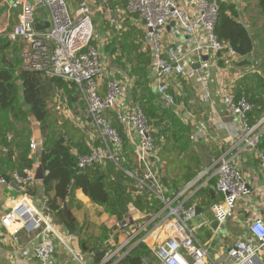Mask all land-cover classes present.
Returning a JSON list of instances; mask_svg holds the SVG:
<instances>
[{
    "label": "built area",
    "instance_id": "obj_1",
    "mask_svg": "<svg viewBox=\"0 0 264 264\" xmlns=\"http://www.w3.org/2000/svg\"><path fill=\"white\" fill-rule=\"evenodd\" d=\"M0 1L8 9L19 11L18 23L12 28L0 24V37L23 43V68L49 78H58L79 91V102L89 119V134L91 138L98 139L100 147L79 155L76 167L84 170L95 163L111 161L121 168L122 140L104 115L106 111H115L121 97V82L110 79L104 91H100L99 83L105 68L97 46L92 44L94 28L88 2L81 0L75 8L70 9L66 0ZM97 1L101 4L107 2ZM125 9L143 24L142 44L151 54L150 69L156 93L167 107L176 112H180L183 106L168 91L172 77L188 81L195 79L200 71H207L205 65L202 68L201 65L209 62V58L215 64L219 59L217 54L225 48H228L226 54L235 56L229 47L218 41L214 33L219 9L217 0H126ZM40 11L48 16L49 27L44 30L35 28ZM172 24L185 36V44L165 41V29ZM38 26H44V22L41 21ZM193 56L198 58V69L193 68ZM202 56H207V60L202 61ZM232 87L220 85L219 101L239 122V130L232 136L234 143L216 162L172 195H167L163 187L159 149L143 113L136 106L127 112H115L116 121L125 129L129 127L138 140L131 145L136 167L123 171L134 181L137 190L148 192L157 200V205L152 206L149 216V213L142 216L135 211L141 215L135 218L130 216L129 211L116 223L101 244L99 252L102 257L98 264H118L139 244L150 251L148 257L141 258L142 264H264V220L260 218L249 221L247 235L222 252H215L216 242H213L217 240L220 228L234 215L239 200H246L251 194L234 157L230 156L237 144L242 143L244 148L253 152L264 184V153L257 149L264 130V117L251 125L249 113L252 106L243 98L234 100ZM200 96L202 103L210 102L212 98L203 87ZM65 109L59 99L58 110ZM186 115L187 119L192 117L190 113ZM208 122L217 124V116H210ZM206 130V123L199 122L189 141L193 145L198 143L204 138ZM30 149L34 154L37 149L34 140L30 142ZM35 168L34 165L11 174L10 183L19 188L20 198L0 217V226L12 231L15 244H19L18 233L21 230L39 233L40 239L31 248L22 250L25 258L47 264L55 250L52 240L55 239L73 254L75 262L86 264L82 256L74 254L67 244L73 234L62 231L61 235L53 227L52 219L47 214L46 197L42 194L39 203L34 204L26 194L27 189L36 183ZM212 168L215 171L208 179L215 178L214 189L222 200L210 206V213L213 220L218 222V228L212 240L205 242L198 234L205 227V222L195 223L198 218L196 208L200 206V198H196V195L205 189V179ZM8 184L0 177V185Z\"/></svg>",
    "mask_w": 264,
    "mask_h": 264
},
{
    "label": "trees",
    "instance_id": "obj_2",
    "mask_svg": "<svg viewBox=\"0 0 264 264\" xmlns=\"http://www.w3.org/2000/svg\"><path fill=\"white\" fill-rule=\"evenodd\" d=\"M255 1L260 13L264 14V0ZM120 2L124 8L126 0H109L110 7ZM217 4L219 9L214 33L218 41L227 47L230 44L240 45L246 54L234 62L236 68L242 69V74L234 81L231 95L234 100L243 98L252 106L249 122L255 125L264 117V21L260 28L263 34L259 36L255 24L247 25L240 21L243 10L239 2L217 0ZM14 12L16 17L17 11ZM36 21L40 22V19L37 17ZM125 29L107 43L105 50L116 67L134 78L131 100L145 116L159 149L158 156L163 162V187L168 195L175 194L216 162L222 149L212 143L205 145L203 141L192 146L190 128L172 110L159 104L149 84L148 71L152 60L149 50L143 49L140 43L144 35L132 27ZM21 52V43L0 37V177L10 185L14 171L34 167L35 153L30 149V142L34 140V131L38 128L40 153L37 159L45 174L41 188L47 199V214L55 224L77 236L80 254L89 258L91 264H98L102 254L97 250L114 228L102 226L99 236L91 240L83 225L72 215L71 207L65 203L70 190H79L116 223L131 208L141 215L150 213L157 200L148 192L137 190L134 181L124 173L123 170L136 167L135 155L112 111H106L104 115L112 121V127L122 140L121 168L111 161L95 163L84 170L76 167L77 157L89 153L92 148L87 146L81 130L55 117L56 103L53 100L56 91L61 89L71 105L79 99V91L58 78L25 70ZM227 52L228 48H225L217 54V58ZM217 66H222L220 60ZM245 68L250 69L245 72ZM32 118H35L36 125L32 123ZM257 149L264 153V131L260 134ZM210 182L212 184L214 180ZM36 192L37 189L32 186L26 194L35 197ZM197 197L200 198L199 207H209L210 188L200 191ZM149 254V249L139 244L118 264H142L141 258Z\"/></svg>",
    "mask_w": 264,
    "mask_h": 264
},
{
    "label": "crops",
    "instance_id": "obj_3",
    "mask_svg": "<svg viewBox=\"0 0 264 264\" xmlns=\"http://www.w3.org/2000/svg\"><path fill=\"white\" fill-rule=\"evenodd\" d=\"M86 1L90 5L92 11V23L94 28V38L92 44L97 46L105 68L103 78L100 79L99 83L100 91H104L106 82L110 79L121 82V97L115 111L112 112L120 113L130 111L136 106V104L132 102L130 97V91L133 87L134 78L127 76L125 71L119 69L112 63V60L109 54L106 52L105 47L113 37L118 36L120 35V33L125 31L126 27H132L136 32L144 35L143 24L140 20H136L135 18L131 17H129L128 20L124 22L125 19L121 16V13L123 12L121 2L116 4L114 7H110L109 0H107L105 4H101L97 0ZM66 2L70 9H73L77 6H74L73 0H66ZM111 9L113 10V19L110 23L109 18L108 20H106L105 18V20L107 21L105 27L104 23L102 22V14L111 13ZM8 10L9 9L0 1V24H2L3 26H7L8 29H10L12 27H9L6 23V21L10 18V13ZM37 17L40 19V22H48L47 13H45L44 11H40ZM16 18L18 20V17ZM240 21H242V23L244 24L250 25L247 22L248 20L244 19L242 16ZM40 22H37L36 26H38ZM142 39L143 37L141 38L140 43L143 49H145L142 44ZM164 39L166 42L185 44V36H183L179 29L173 24L171 25V27H167L165 29ZM191 59L194 61L193 66L199 63L198 58H196L195 56L191 57ZM219 60L222 62L221 67L217 66V62L214 64L212 58H209V62L201 65V68L205 65L207 71L205 73L200 71L197 77L191 81L185 80L181 77H172L169 80L168 91L174 95L176 102L183 106L180 112H176L170 107H167L160 100V97L156 93V87L150 67L148 71V77L149 84L154 91L159 104H161L165 108H169L170 110H172L174 114L190 128L191 133L199 122L202 121L206 123L207 130L205 132L204 138L201 141H203L205 145L210 143L217 145L222 149V156L227 151L229 146L234 143V141H232V136L239 130V122L235 116H232L228 109L220 104L219 87L221 84L232 87L234 81L242 74V69L236 68L234 66V62H236L237 60V57L235 56L231 57L230 55L225 53L218 59V61ZM251 68L254 69V67ZM218 69L220 70L219 73ZM249 69L250 68H245V72H247ZM201 87L205 88L211 94L212 98L210 102L208 101L202 103L200 101ZM56 95L53 100L56 103L55 117L59 121H68L79 130H81L85 136L86 144L90 149H96L100 147L98 139L94 137L91 138L89 134V119L87 120L86 118H82L83 114L81 112V109L79 108V104H81V102H79V99L77 100V102H72L71 105H69V103L67 102V96L63 90L60 89L59 91H56ZM59 99L66 107V109L63 111L58 110ZM67 104L69 107L67 106ZM186 113H190L192 117L187 119ZM210 116H217V124L208 122ZM108 120L112 124V121L110 119ZM37 129L38 128H36L35 130L37 131ZM122 129L123 133L128 139L129 145L137 143L138 140L129 127L125 129L122 126ZM33 139L37 143V149L34 153H38L39 155L40 136L36 140L33 135ZM198 143L194 145L192 143L191 144L192 146H196ZM96 144L98 145L97 147L95 146ZM230 156L234 157L235 164L241 172L244 180L247 182L248 187L251 190V194L246 200H239L235 208L234 215L222 226V228H225L227 227V225H229V231L225 235H219L218 231V234L216 235L217 240L213 241L216 242V253L222 252L234 241L245 237L247 235L246 228L249 221L255 218L264 220V184L262 182V178L258 170V163L256 158L254 157L253 152L244 148L241 143L237 144L236 148L230 152ZM37 158L38 157H35V170L37 169L39 163ZM160 162L161 176L163 177V162L161 161V159ZM214 171L215 168H212L209 171L207 178L205 179V189L210 188V192L213 193H210L211 204L220 202L222 200V196L214 189V183L210 184L211 180H214L215 182V178L212 177L208 179L213 175ZM34 186L37 189V192L36 195H34L35 197H31V201L34 204H38L39 198L43 194L41 182L36 181ZM18 198H20L19 190L17 191V189L12 186L11 183L9 186L0 185V217L14 205L15 200H17ZM65 203L66 205L71 207L72 215L75 217L79 224L83 225L84 232L88 237H91V240H95L96 237L99 236L96 235V237H93V233L98 230V227L100 225H105L106 228H110L112 227V224H116L115 219H113L112 217V220L107 221L103 210L100 207L92 204L90 200L83 196L79 190L72 188L66 198ZM211 204L209 205V207H200L201 213L198 215V218L195 221L196 224L205 222V227L202 228L203 230L198 231V233L202 232L203 234H205V242L211 241L213 235L215 234V232H209V223L213 220V217L210 213ZM51 222L55 230L61 235H63L61 233L62 231L67 232L65 229L55 224L53 220ZM12 237L13 233L11 230H6L5 228H2L0 226V264H40L35 259L25 258L21 254L22 250L31 248L40 239L38 232H26L24 230H21L18 233L19 244H15L12 240ZM52 240L55 246V250L51 256L50 261L47 264H78L74 261L73 254L68 251L63 244L55 239ZM67 244L71 248V250L73 247L75 248V251L72 250L74 254L81 255L85 263L91 264L89 258L76 251V248L78 249L77 236L73 235L71 239L67 240ZM64 250L71 256V258L66 255L67 253ZM60 253L65 255V257L59 256Z\"/></svg>",
    "mask_w": 264,
    "mask_h": 264
},
{
    "label": "rangeland",
    "instance_id": "obj_4",
    "mask_svg": "<svg viewBox=\"0 0 264 264\" xmlns=\"http://www.w3.org/2000/svg\"><path fill=\"white\" fill-rule=\"evenodd\" d=\"M73 1H74V6L78 5V3L80 2V0H73ZM237 2H239V5H240L241 9L243 10L242 17L244 19H247L248 20L247 22L249 24H252V23L255 24V28L257 29V32L259 33V36H262L263 33H262V31L259 28H261V24L264 21V14L260 13L259 9L257 8L256 1L255 0H237ZM5 10H7V9H5ZM8 11L10 13V18L6 21V23L8 24L9 27H13L14 25H16L18 23L17 18H16V17H18L17 16L18 15V11L17 10H10V9ZM14 11H17L16 17H14V13H15ZM122 11H120V12H122L121 16L125 19L124 22L126 20H128L129 17L135 18L136 20H139V18L137 16L129 14L126 11L125 7L122 9ZM110 12L111 13H109V14H107V13L102 14V22L104 23L105 27H106V22H107L106 20H108V18H109V22L111 23V20L113 19V17H112L113 16L112 15L113 10L111 9ZM105 18H106V20H105ZM16 42L21 43L22 47H23V43L21 41H16ZM235 57H237V60H238L239 56L235 55ZM79 108L81 109L82 114L85 116L84 117L82 115V118L83 119L86 118L88 120V117H87L86 113L84 112V108H83V106L81 104H79ZM88 128H89V131H91L90 127H88ZM131 209H130V212H129L130 216H133L135 218L141 216V215L137 214L135 211H133ZM151 213L152 212H150L148 214V216L151 215ZM142 216H144V215H142ZM105 218L107 219V221L112 220V218L106 213H105ZM113 225L114 224H112V227H114ZM102 226H105V225H100L98 227V230L93 233V237H96V235L98 236L100 234ZM112 227H110L108 229H111ZM228 231H229V225H227V227H225V228L221 227L220 230H219V235H221V234L225 235ZM198 234H199V237H202V239L205 241V234H203L202 232H199ZM72 250L75 251V248L73 247ZM76 251H78V253H79V250L77 248H76ZM66 255L71 258V256L68 253ZM59 256L65 257V255H63L61 253H60ZM82 259H83V257H82Z\"/></svg>",
    "mask_w": 264,
    "mask_h": 264
},
{
    "label": "water",
    "instance_id": "obj_5",
    "mask_svg": "<svg viewBox=\"0 0 264 264\" xmlns=\"http://www.w3.org/2000/svg\"><path fill=\"white\" fill-rule=\"evenodd\" d=\"M48 27H49V22H45L44 26H42V27L41 26H35L36 30H44V29H46ZM229 48L235 55H237L239 57H243V56L246 55L240 45L239 46H235V45L230 44ZM201 59H202V61H206L207 60V56H202ZM193 68L194 69H198L199 68V64H195L193 66ZM32 123L34 125H36L35 118H32ZM39 136H40V131L37 129V131L35 130L34 138L37 140L39 138ZM35 157H38V153L35 154ZM118 162L121 163V160H119ZM44 176H45V174H44L43 166L39 162L38 166H37V169H36V173H35V180L42 182L44 180ZM11 185L14 186L17 189V191L19 190V188L14 183H11ZM210 193L213 194L212 192H210ZM196 213L198 215L201 213L200 207L196 208ZM217 228H218V222L216 220L210 221V223H209V232L212 233V232L216 231ZM98 251L99 250H97V252Z\"/></svg>",
    "mask_w": 264,
    "mask_h": 264
},
{
    "label": "bare ground",
    "instance_id": "obj_6",
    "mask_svg": "<svg viewBox=\"0 0 264 264\" xmlns=\"http://www.w3.org/2000/svg\"><path fill=\"white\" fill-rule=\"evenodd\" d=\"M65 251V250H64ZM66 252V251H65Z\"/></svg>",
    "mask_w": 264,
    "mask_h": 264
}]
</instances>
